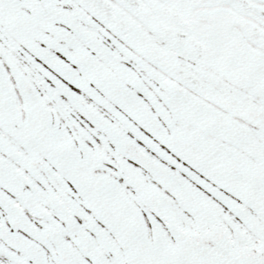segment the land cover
Returning <instances> with one entry per match:
<instances>
[{"label":"snow or ice","instance_id":"1","mask_svg":"<svg viewBox=\"0 0 264 264\" xmlns=\"http://www.w3.org/2000/svg\"><path fill=\"white\" fill-rule=\"evenodd\" d=\"M0 264H264V0H0Z\"/></svg>","mask_w":264,"mask_h":264}]
</instances>
